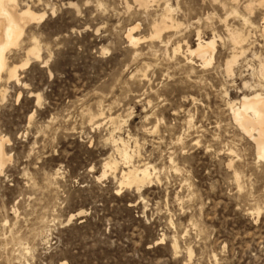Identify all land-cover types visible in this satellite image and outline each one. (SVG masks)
I'll list each match as a JSON object with an SVG mask.
<instances>
[{"label": "rangeland", "instance_id": "obj_1", "mask_svg": "<svg viewBox=\"0 0 264 264\" xmlns=\"http://www.w3.org/2000/svg\"><path fill=\"white\" fill-rule=\"evenodd\" d=\"M19 1L46 18L8 55L9 65L23 64L37 43L42 58L19 71L21 83L0 84L12 156L0 176V264H264V162L228 104L250 92L245 83H264V9L249 15L232 0ZM167 3L182 26L162 43L150 37ZM232 7L253 25L228 76L226 26L243 27ZM133 25L138 46L126 37ZM198 32L217 36L211 66L173 52L196 47ZM120 137L133 165L157 169L141 190L121 184ZM109 159L119 169L104 176Z\"/></svg>", "mask_w": 264, "mask_h": 264}, {"label": "bare ground", "instance_id": "obj_2", "mask_svg": "<svg viewBox=\"0 0 264 264\" xmlns=\"http://www.w3.org/2000/svg\"><path fill=\"white\" fill-rule=\"evenodd\" d=\"M136 2L143 5V8H148L150 7V3L157 2V0H136ZM249 3L259 4V0H253ZM24 5V8H22V2L19 0H0V84L3 83V81H6L8 84L14 82L21 83L19 71L21 69L28 68L32 58H42V50L36 43L27 51L28 59L25 61V63L27 62L26 67H23L25 63L19 65H9L8 55L14 48L20 45V42L25 37L29 27L32 24L41 22L46 18V13H37L34 11L35 9L33 10L30 4ZM223 6L226 8L225 4H223ZM245 11H247L250 15L253 8H245ZM174 13V8L170 3H167L160 19L156 20L153 24L152 35L150 37L151 40L157 39L162 41L164 33H174L180 29L182 25L175 17ZM230 15L242 17L240 20H243V27L232 28L228 25L226 26L228 39L233 45L232 56L226 63V72L228 76L234 75V71L239 60L243 58L247 52L245 46L249 37L245 32V27L253 25L247 14L241 16L238 8L232 7ZM139 28L140 25H133V27L129 30V33L127 31L128 36L126 37H128L130 43L134 46H138L143 40L135 36V33L139 30ZM198 37L199 43L196 47H192L189 43L185 42L187 49L184 51L183 46L178 43L176 46L174 45L175 48L173 52L175 56L183 55L188 57L187 59L190 60V62H192V59L189 57H198L201 60L203 67L211 66L216 51L217 36L215 34L213 38L205 40L203 39L201 32H198ZM162 43L164 42L162 41ZM169 43L170 41L166 42V45H169ZM259 63V67L257 68L259 69L258 75L260 79L264 81V59H260ZM244 88L250 89V92L242 94L241 99H238L239 101L229 102L230 112L237 126L255 145L256 154L259 160L264 162V159H262L264 158V128L260 126L255 117V113H258L260 109L264 107V83L260 82L255 87H251L250 84L245 83ZM4 92L5 91L3 89L1 91L3 96ZM39 102L40 98H38V103ZM116 120H119V118ZM2 140H7L8 143H10V139L3 136L0 132V141ZM113 141L128 168V170L124 171L122 174L121 184L126 186H136L138 190H141L148 183H151L153 178L157 175V169L149 163L140 166L133 165V156L130 155L131 153L129 154V152L126 151L128 149H126V142L121 139V137L119 140L116 138V140L113 139ZM8 143L4 144L3 150L0 151V171H4L7 162L12 159V156L9 155L6 150ZM119 145H122L125 149L124 152L120 150ZM105 169L106 171L104 176L107 175V170L117 172L119 169V163L114 159H109L105 164Z\"/></svg>", "mask_w": 264, "mask_h": 264}, {"label": "snow or ice", "instance_id": "obj_3", "mask_svg": "<svg viewBox=\"0 0 264 264\" xmlns=\"http://www.w3.org/2000/svg\"><path fill=\"white\" fill-rule=\"evenodd\" d=\"M92 2H93V0H88V4H91ZM213 2L215 4H217L218 6H222L220 4V0H213ZM233 4L234 5L239 4L244 8H254V7L259 6L261 9H264V0H259L258 5L255 3H245L244 0H233ZM99 6L102 7V5H99ZM140 6L142 7L143 5H140ZM71 7L75 8L76 5L73 4V5H71ZM153 38H155V37H153ZM26 66H27V62L23 65V67H26ZM255 117H256V120L258 121V123L260 124V126L262 128H264V107H262L258 113H255ZM157 127H159V125H157ZM7 143H8L7 140L0 141V151L3 150V145L7 144ZM178 143H179V141H178ZM262 159H264V158H262ZM2 175H3V171H0V176H2Z\"/></svg>", "mask_w": 264, "mask_h": 264}]
</instances>
